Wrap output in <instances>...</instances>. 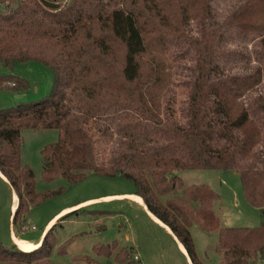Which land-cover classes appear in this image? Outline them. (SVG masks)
I'll use <instances>...</instances> for the list:
<instances>
[{
  "label": "trees",
  "instance_id": "1",
  "mask_svg": "<svg viewBox=\"0 0 264 264\" xmlns=\"http://www.w3.org/2000/svg\"><path fill=\"white\" fill-rule=\"evenodd\" d=\"M215 2L0 0V65L32 62L53 76L44 98L0 109V173L18 199L13 227H23L29 206L62 191L35 192L33 171L20 160L21 131L56 130L61 139L40 153L43 181L62 178L74 184L94 173L132 182L134 195L169 228L191 264H206L197 257L192 225L216 232L219 264H254L262 256L264 224L222 227L213 211L218 195L205 185L185 186L176 175L234 172L245 201L264 215V0H239L220 22ZM191 27L198 38L189 33ZM232 37L255 39L252 59L226 50ZM172 48L174 62L194 56L182 79L181 122L165 105L176 76L168 58ZM231 58L255 65L231 73L226 69ZM3 89L25 92L28 84L0 76ZM103 90L111 95L92 98ZM89 120L101 123L109 145L102 161L98 142L85 128ZM56 223L33 251L0 243V264H51L53 242L45 241ZM116 248V242L93 247L107 258ZM113 259L131 262V249L120 248Z\"/></svg>",
  "mask_w": 264,
  "mask_h": 264
},
{
  "label": "rangeland",
  "instance_id": "2",
  "mask_svg": "<svg viewBox=\"0 0 264 264\" xmlns=\"http://www.w3.org/2000/svg\"><path fill=\"white\" fill-rule=\"evenodd\" d=\"M216 18L222 21L224 14L233 9L239 0H215ZM3 8L0 6V9ZM192 37H199L197 29H188ZM255 39L244 42L236 37L226 39V50L242 53L248 59L254 53ZM175 50L168 52V58L175 59ZM192 54L186 59L172 61L176 76L174 84L166 97L165 105L175 121L181 122V109L185 107L186 91L182 85L184 74L193 68ZM180 58V57H178ZM252 59V58H250ZM226 69L231 73L248 72L255 65L254 60H229ZM232 61H236L232 63ZM180 72V74H179ZM13 75L28 84L25 92L15 89L0 90V109L34 102L47 96L52 88L53 76L49 69L32 62L16 63L12 68L0 65V76ZM114 84L119 85L117 82ZM264 89V85L260 90ZM108 90L92 93L95 100L109 97ZM107 100V99H106ZM85 128L97 141V154L102 161L108 152V142L102 137L101 123L92 120L85 122ZM61 139L56 130H23L21 131V163L27 165L34 174L36 193L62 188L55 197L36 206H29L23 227L11 224L12 191L9 185L0 178V243L10 248L13 244L12 234L18 239L35 241L42 233L47 221L60 209L77 206L60 215L48 233L46 243L53 242L49 256L51 264H189L180 252L176 242L164 229L154 224L145 213L127 198H117L133 191L132 182L119 176L112 178L89 173L83 180L70 184L62 178L47 182L41 179L43 159L41 150L48 144ZM183 185H205L210 188L219 200L214 202L213 211L222 227H255L264 224V215L251 207L244 199L239 177L234 172L213 170H185L176 174ZM180 190L173 194L179 197ZM169 195L168 197H171ZM88 200H91L87 202ZM164 200V198L162 199ZM85 202V203H84ZM77 210L75 213L61 218ZM61 218V219H60ZM50 227V228H51ZM49 229L47 230V232ZM196 254L201 262L219 264L220 255L216 251V232L206 233L197 225L189 228ZM46 232V233H47ZM44 236V235H43ZM42 236V238H43ZM117 243L111 257L97 255L93 247L97 244ZM15 247L21 251L17 245ZM120 248L131 249V262H115L114 256ZM136 255L139 261L133 260ZM254 264H264V250Z\"/></svg>",
  "mask_w": 264,
  "mask_h": 264
},
{
  "label": "crops",
  "instance_id": "3",
  "mask_svg": "<svg viewBox=\"0 0 264 264\" xmlns=\"http://www.w3.org/2000/svg\"><path fill=\"white\" fill-rule=\"evenodd\" d=\"M0 178L3 180V181H5L7 184H8V182H7V180H6V178L0 173ZM9 185V184H8ZM10 187V186H9ZM11 189V188H10ZM11 191H12V189H11ZM134 189H133V191H131V192H129V193H127V194H125V195H121V196H116L117 198H127V200H129L130 202H133L134 204H136L144 213H145V215L154 223V224H156L157 226H159L160 228H162V229H164L168 234H170L169 236H172L171 238L176 242V244H177V247H178V249L180 250V252L182 253V254H184V256L186 257V260L189 262V264H191V262H190V260H189V258H188V256H187V254H186V251H185V249L183 248V246L178 242V240L176 239V237H174L173 236V234L171 233V231L169 230V228L167 227V226H165L163 223H161L156 217H154L151 213H149L148 211H147V209H146V207H145V205L143 204V201H142V199L139 197V196H137V195H134ZM131 197V198H130ZM132 197H134V198H139V199H133ZM12 204H11V206H10V208H11V211H13V210H15V208H16V206H17V202H18V199H17V197H16V195L14 194V192L12 191ZM89 201H91V200H88L87 202H89ZM85 203V202H84ZM77 206H68V207H64V208H62V209H60L56 214H54L48 221H47V223L45 224V227H44V229H43V231H42V233L40 234V236H39V238L37 239V240H35V241H26V240H24V239H18L15 235H14V233L12 234V242H13V245H16V243H15V240H19V241H22V242H24V243H27V244H30V245H32V246H36V248H37V246H39L40 245V242H41V240H42V236L47 232V230L48 229H50V227H51V225L54 223V222H56L57 220V218L60 216V215H62V214H64V213H66V212H68L69 210H71V209H73V208H76ZM56 220V221H55ZM139 261V260H138Z\"/></svg>",
  "mask_w": 264,
  "mask_h": 264
},
{
  "label": "bare ground",
  "instance_id": "4",
  "mask_svg": "<svg viewBox=\"0 0 264 264\" xmlns=\"http://www.w3.org/2000/svg\"><path fill=\"white\" fill-rule=\"evenodd\" d=\"M132 198L133 199H139V198H134V197H132ZM15 243H16L17 247L21 251H24V252H30V251H33L34 249H36V246H32L30 244L24 243V242L19 241V240H15ZM37 247H39V246H37Z\"/></svg>",
  "mask_w": 264,
  "mask_h": 264
},
{
  "label": "built area",
  "instance_id": "5",
  "mask_svg": "<svg viewBox=\"0 0 264 264\" xmlns=\"http://www.w3.org/2000/svg\"><path fill=\"white\" fill-rule=\"evenodd\" d=\"M10 86H12V84H10ZM132 258H133L134 261H138V260H139L138 257H137L136 255H133Z\"/></svg>",
  "mask_w": 264,
  "mask_h": 264
}]
</instances>
